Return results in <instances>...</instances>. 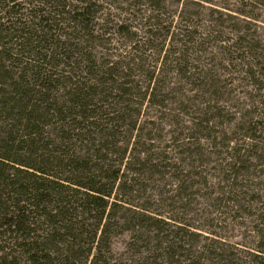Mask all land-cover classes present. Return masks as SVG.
<instances>
[{"label": "rangeland", "instance_id": "374dc122", "mask_svg": "<svg viewBox=\"0 0 264 264\" xmlns=\"http://www.w3.org/2000/svg\"><path fill=\"white\" fill-rule=\"evenodd\" d=\"M94 1L85 47L96 68L112 67L118 81L136 87L139 110L127 125L118 124L111 158L128 148L122 182L138 167L132 159L138 153L168 164L131 175L127 193H120L125 211L146 207L187 228L182 239L192 264H258L255 256L264 253V0ZM148 87L152 96L143 100ZM239 160L247 169L238 168ZM117 209L107 248L97 245L101 251L86 264H133L149 255L134 242L132 214ZM186 259L180 262L189 264Z\"/></svg>", "mask_w": 264, "mask_h": 264}, {"label": "trees", "instance_id": "16d2710c", "mask_svg": "<svg viewBox=\"0 0 264 264\" xmlns=\"http://www.w3.org/2000/svg\"><path fill=\"white\" fill-rule=\"evenodd\" d=\"M95 9L94 0H0V245L6 249L0 264H86L93 251L107 248L117 208L128 209L120 193H127L131 175L168 166L160 156L145 151L141 160L138 153L132 158L138 167L122 182L128 148L115 160L111 148L118 124L139 115L136 87L118 81L112 67L96 68L87 51ZM152 93L148 87L143 100ZM80 147L86 154L75 153ZM235 163L247 169V162ZM125 212L137 228L134 242L149 254L133 264H184L180 259L192 256L182 239L187 228L146 207ZM255 259L264 264V253ZM186 260L192 264L193 256Z\"/></svg>", "mask_w": 264, "mask_h": 264}]
</instances>
